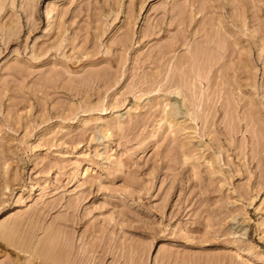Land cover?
Listing matches in <instances>:
<instances>
[{"label": "rangeland", "instance_id": "rangeland-1", "mask_svg": "<svg viewBox=\"0 0 264 264\" xmlns=\"http://www.w3.org/2000/svg\"><path fill=\"white\" fill-rule=\"evenodd\" d=\"M0 264H264V0H0Z\"/></svg>", "mask_w": 264, "mask_h": 264}]
</instances>
